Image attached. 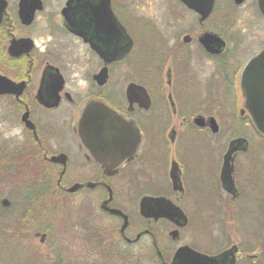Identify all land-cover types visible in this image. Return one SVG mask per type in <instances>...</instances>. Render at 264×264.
Listing matches in <instances>:
<instances>
[{"label":"flooded vegetation","instance_id":"1","mask_svg":"<svg viewBox=\"0 0 264 264\" xmlns=\"http://www.w3.org/2000/svg\"><path fill=\"white\" fill-rule=\"evenodd\" d=\"M249 105L264 111V0H0V180L26 202L5 227L38 225L52 248L64 199L109 218L110 244L149 238L159 264L185 245L218 264H264V132ZM105 109L117 139L85 127ZM201 133L227 138L198 149L205 200L184 148ZM144 198L187 223L144 217ZM12 204L0 198V217Z\"/></svg>","mask_w":264,"mask_h":264},{"label":"rangeland","instance_id":"2","mask_svg":"<svg viewBox=\"0 0 264 264\" xmlns=\"http://www.w3.org/2000/svg\"><path fill=\"white\" fill-rule=\"evenodd\" d=\"M249 137L253 140V143H258L253 135ZM226 139L223 134H218L215 138H211L207 134L201 133L196 136L195 144L189 141L184 147L186 151L190 152L191 159L195 162V170L199 179L197 182L200 190L199 196L202 200L206 199V192H208L205 180L207 172L204 170L207 164V157L205 156L207 151L199 152L198 149L206 148L215 143L225 144ZM191 145H195V154ZM4 195H8L13 204L9 209L2 210L3 216L0 217V220L8 221L12 218L11 215L14 216V214L17 215L21 212L26 202L22 201L21 203V193L16 184H7L0 180V198ZM46 204L47 201H39L37 206L40 210L37 213L44 219L45 216L47 217L51 213ZM54 209L56 210L52 212L54 217L51 215L54 218V228L48 237V242L52 248H49L45 243L42 244L40 238L35 236L34 232L40 228L38 225L37 228L28 230L26 233H18L14 230L12 232L13 240L18 242L13 245L0 246V264H116L119 262L117 251L119 255L122 251L124 254L133 257L136 254H143L145 256L142 261L143 264H159L149 238L143 239L135 246L128 247L122 242L118 243L113 234V242H117V244L106 242L102 246L101 235L102 238H111V232L108 227L112 221L109 218H95L85 208H81L79 205L75 207L64 199L58 200ZM39 219L42 226L46 224L47 221ZM196 220L197 218L195 217V222ZM36 222H39V220H35V217H33L26 224L31 225L34 223L36 226ZM152 225L158 234L162 232V236H165L163 231H161L164 229V223L154 222ZM191 241L197 245L200 242L201 247H206L207 245L206 237H198L196 230L195 238L191 237ZM31 250L37 254L31 253ZM41 259L45 261L43 262Z\"/></svg>","mask_w":264,"mask_h":264},{"label":"water","instance_id":"3","mask_svg":"<svg viewBox=\"0 0 264 264\" xmlns=\"http://www.w3.org/2000/svg\"><path fill=\"white\" fill-rule=\"evenodd\" d=\"M250 106V105H249ZM253 114H254V120L256 125L258 126V128L262 131V133L264 132V111L261 112V110L259 109V106L256 105H251L250 106ZM108 109H105V112H103L102 114H91L89 113V115H87V117L84 119L85 122V127L88 129H94V130H104V132H93V137L97 138H104V139H111L112 138H116L117 139V132L115 133V131L113 129H118L121 128L117 125L111 126L108 124V121L106 120L107 116L105 113H108L107 111ZM110 112V111H109ZM111 113V112H110ZM197 123L199 125H202V120L201 119H197L196 120ZM106 130V131H105ZM110 130V131H108ZM122 136L119 135V139H121ZM122 144V142H120ZM113 144V143H112ZM123 146V145H122ZM6 201V200H4ZM156 204L160 205L164 203L165 204H171L172 203L170 201H164L163 199H155ZM148 202L149 199L144 198L141 201V214L144 217H154L156 219H158L159 217L165 216L168 217L170 219H175L174 217H179L181 219H183L182 225L187 223V217L184 215L183 211L181 208L173 205L176 208V213H168V212H160V213H156L154 212L152 209H150L148 207ZM116 212H121L119 210H114ZM173 234L175 235L176 232H173ZM163 264H218V261L216 258L211 257V256H205V254L199 253L197 251H195V249L185 245L180 247L176 253L175 256L173 258V260L171 262H165Z\"/></svg>","mask_w":264,"mask_h":264},{"label":"trees","instance_id":"4","mask_svg":"<svg viewBox=\"0 0 264 264\" xmlns=\"http://www.w3.org/2000/svg\"><path fill=\"white\" fill-rule=\"evenodd\" d=\"M6 221H1L0 220V246L3 247V246H8V245H13L14 243L16 244L17 242L15 240H13V235H12V232L15 230L13 229L12 227L14 226H11V227H5V224ZM101 244L102 246L104 244H106L107 239L106 237L105 238H102V235H101ZM31 253H34L32 250H31ZM117 253V256H118V260L119 262L116 263V264H143L142 261H143V258H145V256L143 254H136L135 257L133 256H130V255H127V254H124L122 251L120 253V255L118 254V251L116 252ZM34 254H37V253H34ZM43 262L45 260L41 259ZM45 264V263H43Z\"/></svg>","mask_w":264,"mask_h":264}]
</instances>
